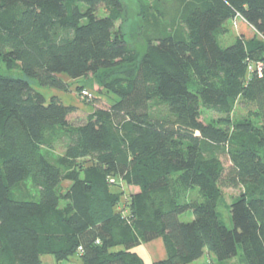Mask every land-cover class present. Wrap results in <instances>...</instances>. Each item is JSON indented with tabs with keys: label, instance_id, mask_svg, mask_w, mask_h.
Instances as JSON below:
<instances>
[{
	"label": "trees",
	"instance_id": "obj_1",
	"mask_svg": "<svg viewBox=\"0 0 264 264\" xmlns=\"http://www.w3.org/2000/svg\"><path fill=\"white\" fill-rule=\"evenodd\" d=\"M152 1L142 3L139 57L116 33L121 0H0V60L24 73L0 74V264H148L135 249L156 239L168 257L153 264L206 252L264 264V129L232 120L237 104L264 118V68L251 66L264 61V0H173L169 17ZM238 15L257 38L225 46ZM61 75L92 79L116 100L93 97L87 113L31 83L67 90ZM203 110L222 120L205 122ZM58 147L64 155L50 160ZM114 178L129 189L124 207ZM26 182L38 194L18 198ZM223 188L244 189L231 228Z\"/></svg>",
	"mask_w": 264,
	"mask_h": 264
},
{
	"label": "rangeland",
	"instance_id": "obj_2",
	"mask_svg": "<svg viewBox=\"0 0 264 264\" xmlns=\"http://www.w3.org/2000/svg\"><path fill=\"white\" fill-rule=\"evenodd\" d=\"M123 4L122 18L117 23L116 33L119 34L122 39L126 42L129 48L136 52L139 57H141L145 52V9H143L142 3L145 5L153 4L152 0H144L142 3L140 0H121ZM173 0H161V5L165 8L167 16H171L173 14ZM100 15L105 13L104 7L99 8ZM242 20H237V25L234 24L233 21H229L226 24V27L230 29V32L227 36L222 38L223 44L231 45L235 42L236 38L239 36V33L243 31L246 36V39L257 38L256 32L252 30V28L246 26L244 23L242 26ZM263 66L264 61H259V63H251V66ZM0 74L11 76L14 78H23L24 73L21 70L20 66L15 63L6 64L2 60H0ZM63 81L67 82L69 88L67 90L49 88V87H41L38 85L36 81L31 80L34 88L40 91L48 101L51 100L52 97L56 96L62 100L65 105L75 106L87 113H91L94 110L93 104H90V100L88 98L82 97V94L78 90V87L84 86L83 90H87L94 95L96 99H103L104 101H108L113 103L116 100V97L112 94L100 93L95 90L92 79H79V80H70L66 75H61ZM81 94V95H80ZM157 107V106H156ZM203 120L205 122H220L222 120L221 116L212 111L203 110L202 113ZM233 122L237 121H249L253 124V126L264 129V118H255L250 115V113L244 109L240 104H237L234 112L232 113ZM77 123L80 122V119L77 118L75 120ZM48 157L52 161H56L58 158L64 155V149L62 147H58L55 151H50L47 153ZM222 161L228 169L230 167V160L226 155L222 157ZM83 163V162H81ZM111 183L113 186V190L117 193L124 192V196L122 198V207L126 205L128 202V189L127 186L118 178L111 179ZM71 183L65 181L62 184V191L68 190ZM224 194V203L219 208V213L223 218L224 223L231 228L232 222L229 213L230 204L238 198L243 192V188H223ZM38 194V191L33 187L31 182H26L19 185L16 188V196L18 198L26 197L27 195H31L35 197ZM198 197V191L195 190L190 195V200H194ZM66 205L65 202L61 204L62 207ZM194 219L192 211L181 216V220L185 222H190ZM135 251L143 257L146 263L152 264V262L163 261L167 259V251L165 248V244L162 239H156L150 243H146L142 246H139L135 249ZM164 253V255H163ZM208 257V256H207ZM208 260V259H207ZM208 262V261H207ZM44 264H84L82 259L75 255L71 257L67 261H63L61 263L55 262L52 256H45L43 258ZM196 264V263H195ZM200 264V263H197Z\"/></svg>",
	"mask_w": 264,
	"mask_h": 264
},
{
	"label": "crops",
	"instance_id": "obj_3",
	"mask_svg": "<svg viewBox=\"0 0 264 264\" xmlns=\"http://www.w3.org/2000/svg\"><path fill=\"white\" fill-rule=\"evenodd\" d=\"M242 22H244V23H246L245 21H243L242 20ZM244 23H242V26H243V24ZM247 24V23H246ZM246 26H248V27H250V28H252L250 25H246ZM252 30H254L253 28H252ZM255 31V30H254ZM239 36H246V34L243 32V31H241L240 33H239ZM127 189H128V187H127ZM128 191V194H129V189L127 190ZM120 209V208H119ZM126 213H128L127 211H126ZM144 245V244H143ZM163 255H164V253H163ZM208 256V257H207ZM208 259V260H207ZM208 261V262H207ZM154 262H152V264H153ZM197 264V263H200V264H241V263H239V259H232V260H229V261H226V262H219L218 260H217V258H216V256L214 255V254H210L209 252H206L205 253V255L203 256V258H201L200 260H198V261H196V262H194L193 264Z\"/></svg>",
	"mask_w": 264,
	"mask_h": 264
},
{
	"label": "built area",
	"instance_id": "obj_4",
	"mask_svg": "<svg viewBox=\"0 0 264 264\" xmlns=\"http://www.w3.org/2000/svg\"><path fill=\"white\" fill-rule=\"evenodd\" d=\"M238 19H241V20H243V18L240 16V15H238L237 16V20ZM237 20H236V24L235 25H237ZM244 21V20H243ZM256 70L261 74L262 73V71H263V66H256ZM253 71V70H252ZM82 97H84V98H88V99H93V94L92 93H90L89 91H87V90H83L82 91Z\"/></svg>",
	"mask_w": 264,
	"mask_h": 264
}]
</instances>
